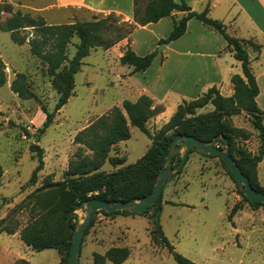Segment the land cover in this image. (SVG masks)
Here are the masks:
<instances>
[{
    "label": "rangeland",
    "instance_id": "1",
    "mask_svg": "<svg viewBox=\"0 0 264 264\" xmlns=\"http://www.w3.org/2000/svg\"><path fill=\"white\" fill-rule=\"evenodd\" d=\"M51 4L52 0H0V27L17 11L35 19L40 17L46 25L88 22L94 15L85 10H69L66 14L56 10L38 12ZM120 19L117 18L118 21ZM31 32L27 29L20 31V34L29 37ZM148 37V32H133V38L137 41ZM77 42L73 38L68 46L69 59L74 55ZM161 46L159 44L155 50L158 52ZM104 51L96 49L82 60L81 69L74 76L72 97L56 114L39 142H36L37 129L45 120L41 107L52 112L58 96L52 88L46 66L30 55L29 47L26 44L17 46L9 33L0 32V60L4 65L5 76V84L0 88L2 228L20 230L37 217L40 210L35 203L36 192L62 181L69 162L78 152L75 136L119 102L120 93L113 88L112 83L118 80V74L127 67L115 61V52ZM14 73L26 76L28 87L36 96L35 100H21L10 91L9 83L13 81ZM211 110L212 107L207 106L197 113L205 114ZM230 121L233 126L251 134L245 146L255 154L258 141L248 116L241 112L230 117ZM166 123V120L154 123L151 119L147 127L151 134H155ZM129 131L130 138L116 144L108 154V158H124L125 163L113 168L106 161L100 172L110 173L136 163L151 146V140L138 129L129 127ZM33 144L43 149L44 166L37 174L36 183L29 185V178L37 164L29 151ZM82 154L90 153L84 150ZM174 164H177V160H174ZM258 174L264 185V157L258 165ZM169 180L163 191L168 203L162 205L159 224L174 252L195 264H264V209L251 208L242 201L237 192L238 187L218 158H205L194 152L188 155L180 173L174 174ZM235 200L242 207L231 221L228 220V214ZM73 216L77 224L82 221L84 213L77 210ZM151 227V220L147 216L106 217L99 213L93 227L82 238L79 264H92L93 254L103 255L112 247L111 243L116 245L121 239L127 243L117 247H127L129 244L137 246L128 248L130 255L123 264H176L165 247L152 242L148 232ZM20 260L30 264H59L55 250L35 252L26 247L19 237L0 233V264H18ZM105 264L112 263L106 261Z\"/></svg>",
    "mask_w": 264,
    "mask_h": 264
},
{
    "label": "trees",
    "instance_id": "2",
    "mask_svg": "<svg viewBox=\"0 0 264 264\" xmlns=\"http://www.w3.org/2000/svg\"><path fill=\"white\" fill-rule=\"evenodd\" d=\"M208 10V3L203 12L197 13L190 9L185 0L177 2L174 0H133L132 22L122 19L118 21V17L111 13L108 15L94 14L92 20L88 22L46 25L40 17L35 19L17 11L5 22L4 26L0 27V32L9 33L14 44L17 46L26 44L29 47L30 55L46 66L52 88L58 96L52 112L41 107L45 120L42 126L37 129L36 142H39V138L53 123L56 114L72 97L75 86L74 76L80 71L84 58L98 48L108 50L125 39L129 41L130 36L138 27L155 24L165 17L172 18L173 27L168 36L159 41V44L167 45L182 37L186 32L187 22L196 19L224 39L226 42L224 50L232 53L233 58L240 63L241 67V75L231 78L233 85L231 97H223L217 89L211 88L196 100L182 102L167 123L155 134H151L147 124L162 113V108L154 106L148 97L141 96L134 103L123 101L120 107H112L107 114L99 117L75 136L74 143L79 146L78 152L69 162L62 181L49 184L36 192L35 203L40 210L37 217L20 230L0 226V233L14 235L19 232L21 242L32 251L55 250L59 256V264H68L72 234L76 226L75 217L70 214L81 204L92 199L115 203L141 199L150 194L157 175L165 163L171 141L174 137L182 135L194 137L201 142H211L216 137L225 138L231 159L248 178L252 188L256 192L264 194V188L259 185L256 174L257 165L264 157V116L256 104L258 87L251 72L250 58L247 52V48H251L258 55L260 47L250 40H239L228 36L221 22L207 16ZM176 13H181L182 16L177 18ZM27 29L32 31L29 37L22 36L20 31ZM73 38H76L78 42L74 45V55L69 59L67 49ZM156 55L157 51L154 50L139 57L128 44L119 63L131 67V74L144 73L151 66ZM4 84V65L0 60V88ZM10 91L21 100L36 99L28 87L24 74H15L10 84ZM207 106L212 107L210 112L197 113L198 110ZM241 112L248 116L250 125L256 133L258 148L255 154L248 151L245 146L251 134L242 128L233 126L230 121V117ZM129 127H134L147 136L151 140V146L136 163L115 169L110 173L100 172V168L106 161L113 168L125 163L124 158H108V154L116 144L130 138ZM216 146L220 149L225 148V144L221 140L216 142ZM84 150L90 154L83 155ZM29 151L34 155L37 163L28 181L29 185H34L37 174L42 171L44 166L43 149L33 144L29 147ZM194 152L198 153L193 149L188 155ZM179 155V153L175 154L173 164L174 160H177L178 164ZM199 155L220 160L219 157ZM221 164L230 179L236 184L228 169L222 162ZM179 173L180 171L177 174ZM1 176L0 169V178ZM164 187L156 202L148 207L141 216H147L151 220L152 227L149 234L152 242L165 247L176 264H195L174 252L162 232L159 218L163 205ZM237 192L249 207L264 209V204L250 203L239 189ZM241 207L242 204H235L228 214V220H231L235 213L241 210ZM99 213L106 217L134 215L127 211L111 214L97 212L92 216L83 237L93 227ZM129 255L128 248H109L103 255L93 254L92 264H105L106 261L112 264H123ZM18 264L30 263L20 260Z\"/></svg>",
    "mask_w": 264,
    "mask_h": 264
},
{
    "label": "crops",
    "instance_id": "3",
    "mask_svg": "<svg viewBox=\"0 0 264 264\" xmlns=\"http://www.w3.org/2000/svg\"><path fill=\"white\" fill-rule=\"evenodd\" d=\"M185 1L190 9L197 13L203 12L208 3L207 16L221 22L228 36L239 40H250L260 47L258 55L253 53L251 48H247V52L251 72L258 87L256 104L264 116V0ZM51 10L63 14L68 13L69 10H85L102 15L113 13L123 21L133 20V0H52L51 5L39 9L38 12ZM181 16V13H176L177 18ZM172 27V18L165 17L155 24H148L135 30L148 32L147 39L137 41L132 34L129 41L123 40L104 52H115V61L119 62L125 47L129 44L132 51L142 57L154 51L159 41L168 36ZM225 47L226 42L218 33L196 19L189 20L184 35L164 45V48L160 49L162 52H159L160 50L157 52L151 66L144 73L131 74L132 68L126 66L127 68L118 74V80L112 84L113 88L119 91L120 96L119 102L113 107H120L123 101L134 103L141 96H146L154 106L162 108V113L152 119L157 123L162 120L168 121L182 102L196 100L211 88L217 89L223 97H231L233 95L231 78L241 75V67L232 53L224 50ZM258 165L257 181L264 188L259 180ZM165 197L166 195L163 194V203L167 204ZM234 230L239 232L236 227ZM9 236L19 237V232ZM123 241L121 239L116 245L127 243ZM111 244L110 248L137 247L133 244L127 247Z\"/></svg>",
    "mask_w": 264,
    "mask_h": 264
},
{
    "label": "water",
    "instance_id": "4",
    "mask_svg": "<svg viewBox=\"0 0 264 264\" xmlns=\"http://www.w3.org/2000/svg\"><path fill=\"white\" fill-rule=\"evenodd\" d=\"M164 45L161 46V49ZM221 140L225 144L224 149L216 146V142ZM195 149L199 154L219 157L223 165L228 169L232 178L237 184L238 189L245 199L250 203L264 204V194L256 192L246 176L243 175L236 163L231 159L227 151V140L223 137H216L211 142H201L191 136H176L171 141L163 167L160 169L154 186L150 194L141 199L119 201L108 203L100 199H92L81 204L75 211H82L84 217L81 222L75 226L72 234L71 247L69 253L68 264H79L80 246L83 234L90 224L92 216L97 212H105L111 214L118 211H127L134 215H142L146 209L152 206L159 198L166 182L176 173L180 171L187 160L188 154ZM181 153L178 164H173L175 154ZM74 212L70 214L72 216Z\"/></svg>",
    "mask_w": 264,
    "mask_h": 264
}]
</instances>
